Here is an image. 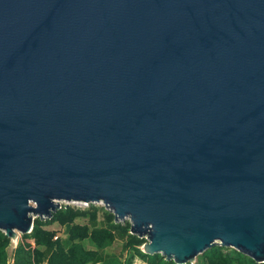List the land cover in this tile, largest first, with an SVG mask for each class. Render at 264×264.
<instances>
[{
    "label": "water",
    "instance_id": "95a60500",
    "mask_svg": "<svg viewBox=\"0 0 264 264\" xmlns=\"http://www.w3.org/2000/svg\"><path fill=\"white\" fill-rule=\"evenodd\" d=\"M60 200L264 261V0H0V229Z\"/></svg>",
    "mask_w": 264,
    "mask_h": 264
},
{
    "label": "trees",
    "instance_id": "16d2710c",
    "mask_svg": "<svg viewBox=\"0 0 264 264\" xmlns=\"http://www.w3.org/2000/svg\"><path fill=\"white\" fill-rule=\"evenodd\" d=\"M88 203L87 207L63 204L51 217L36 216L32 229L20 234L12 249L11 264H133L134 258L146 260L148 264H177L160 252H144L141 247L146 238L129 231L130 220L118 221L110 209ZM100 210L103 218L99 217ZM80 218L88 220L83 223L78 221ZM57 222L66 227V238L48 227ZM86 239L94 247L85 246ZM116 239L122 240L125 254L122 252L121 257L105 250ZM11 244L12 239L0 229V264H10L8 247ZM199 257L196 264H264L234 247L218 243L205 249Z\"/></svg>",
    "mask_w": 264,
    "mask_h": 264
},
{
    "label": "rangeland",
    "instance_id": "374dc122",
    "mask_svg": "<svg viewBox=\"0 0 264 264\" xmlns=\"http://www.w3.org/2000/svg\"><path fill=\"white\" fill-rule=\"evenodd\" d=\"M62 202V204H72V205H75V206H82V207H87L89 204L88 203H82L81 201H78V200H70V201H67V200H60ZM94 204L98 205V206H102L103 210H109V208H107L105 206L104 203H102L100 200L98 202H93ZM103 210H100L99 212V217L100 218H103L102 217V211ZM88 219L87 218H80L78 219V221L80 222H86ZM129 221L130 220V217H126L124 218L123 220L122 219H118V221ZM48 227L50 228H53L56 230V233L60 234L62 237L66 238L67 237V233H66V227L65 226H62L61 224H59L58 222L57 223H53V224H50L48 225ZM21 233H19V237L17 239H14L12 240V244L8 247V250L10 252V255H9V259H8V262L11 264L12 263V249L14 248L15 244L17 243V241L19 240L20 238V235ZM83 244L85 246H89V247H94V244L86 239L85 241H83ZM107 252L109 253H112L114 255L118 254L120 257H121V253L123 252V246H122V240L120 239H116L115 242L110 245L109 247H107L105 249ZM125 254V251L123 252ZM123 257V256H122ZM200 260V257H199V254L196 256V259L193 260V261H189L185 264H196L197 261ZM133 264H148V262L143 259H140V258H134V262Z\"/></svg>",
    "mask_w": 264,
    "mask_h": 264
},
{
    "label": "built area",
    "instance_id": "2783aa9c",
    "mask_svg": "<svg viewBox=\"0 0 264 264\" xmlns=\"http://www.w3.org/2000/svg\"><path fill=\"white\" fill-rule=\"evenodd\" d=\"M81 202H82V203H88V202H86V201H85V202L81 201ZM88 204H89V203H88Z\"/></svg>",
    "mask_w": 264,
    "mask_h": 264
}]
</instances>
